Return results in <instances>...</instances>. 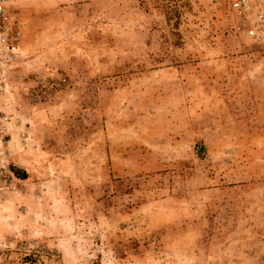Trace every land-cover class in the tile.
<instances>
[{
	"label": "rangeland",
	"instance_id": "rangeland-1",
	"mask_svg": "<svg viewBox=\"0 0 264 264\" xmlns=\"http://www.w3.org/2000/svg\"><path fill=\"white\" fill-rule=\"evenodd\" d=\"M0 264H264V45L224 0H17Z\"/></svg>",
	"mask_w": 264,
	"mask_h": 264
},
{
	"label": "built area",
	"instance_id": "built-area-1",
	"mask_svg": "<svg viewBox=\"0 0 264 264\" xmlns=\"http://www.w3.org/2000/svg\"><path fill=\"white\" fill-rule=\"evenodd\" d=\"M17 0H0V191L13 184L8 162L7 137L10 117L4 110L6 69L10 59L19 52L22 30L15 17ZM226 12L233 20L232 29L248 40L264 45V0H224Z\"/></svg>",
	"mask_w": 264,
	"mask_h": 264
}]
</instances>
